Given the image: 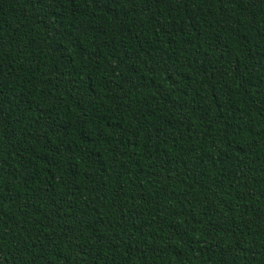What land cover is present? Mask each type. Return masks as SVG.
Segmentation results:
<instances>
[{"label": "trees", "instance_id": "trees-1", "mask_svg": "<svg viewBox=\"0 0 264 264\" xmlns=\"http://www.w3.org/2000/svg\"><path fill=\"white\" fill-rule=\"evenodd\" d=\"M0 264H264V0H0Z\"/></svg>", "mask_w": 264, "mask_h": 264}]
</instances>
